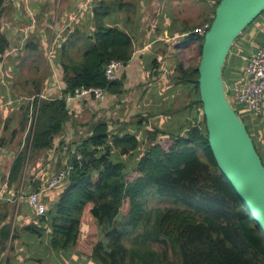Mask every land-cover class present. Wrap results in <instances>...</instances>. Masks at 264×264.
I'll use <instances>...</instances> for the list:
<instances>
[{
    "label": "trees",
    "instance_id": "trees-1",
    "mask_svg": "<svg viewBox=\"0 0 264 264\" xmlns=\"http://www.w3.org/2000/svg\"><path fill=\"white\" fill-rule=\"evenodd\" d=\"M209 1H213L211 10L208 4L210 15L197 26L183 30L188 32V37L198 39L177 69L176 83H190L197 94L190 102L193 110L190 109L191 116L183 125L187 127L184 133L170 131L166 137L158 138V130L146 129L140 136L141 119L135 122L132 132L119 133L113 132L108 122L98 119L90 134L75 146L81 159L70 157L72 168L63 189L46 205L42 215H34L24 201L29 193L21 195L20 204L10 205L0 200V255L8 244L5 258L8 264H18L11 257L22 232L37 239L47 237L52 249L58 252L75 249L91 260V264H264V234L219 171L207 141L204 116L199 120L197 115L202 108L196 82L198 63L195 66L191 63L195 57L199 60L203 36L192 32L200 24L211 22L219 0ZM13 2L0 0V13L6 3ZM111 4L100 0L98 6L82 12L81 27L75 25L68 34L66 28L53 54L54 61L61 65L65 87L60 96L38 97L39 84L36 86L31 125L23 148L10 165L8 188L20 181L32 151L53 148L54 139L70 119L67 94L79 86L102 87L115 94L122 92L123 78L107 80L104 65L111 59L127 64L134 46L131 34L117 26L115 19L106 21ZM89 12L91 23L84 27V14ZM263 12L238 35L225 60L222 76L228 97L240 78V74L231 79L228 76L227 63L232 58L234 44L259 21ZM33 28L38 32L36 25ZM1 29L2 26L0 64L9 47ZM82 38L86 48L79 59L70 58L68 45L81 42ZM25 45L36 48L32 42L26 41ZM236 112L243 117L251 135V116L240 114L238 109ZM251 137L264 165V152L256 138ZM62 144L60 141L59 150H64ZM69 147H66L68 155ZM38 189L34 186L32 192ZM150 197L170 200L171 205L150 207ZM124 206L126 212L122 214L120 209ZM20 208L33 214L32 221L12 226L7 217ZM85 213L94 220L86 231L83 230ZM3 261L0 259V264Z\"/></svg>",
    "mask_w": 264,
    "mask_h": 264
},
{
    "label": "crops",
    "instance_id": "crops-1",
    "mask_svg": "<svg viewBox=\"0 0 264 264\" xmlns=\"http://www.w3.org/2000/svg\"><path fill=\"white\" fill-rule=\"evenodd\" d=\"M28 0H14L13 4L6 3L3 12L7 9L11 11L12 18H15L13 23L17 24L22 20L21 9L43 10V2H32L31 4H22ZM98 3L100 0H94ZM91 0V6H95V2ZM194 1V0H193ZM201 4H205L204 0H199ZM183 0H148L150 8L154 11L170 10L171 8L181 5ZM208 4L212 1L207 0ZM119 3H123L119 1ZM143 3V2H142ZM195 4H199L197 0ZM24 5V6H23ZM77 7L79 4H75ZM81 5V4H80ZM90 5V4H89ZM170 5L167 9L166 6ZM61 4L59 3V7ZM76 7V9H78ZM177 9V8H175ZM204 9V8H203ZM61 19L63 23L57 29L56 37L61 43V38L66 30L70 32L77 25L82 26V22L77 15L74 14L75 6L73 1H68L61 8ZM90 9L83 10L89 11ZM64 15V16H63ZM159 18H153L149 24L156 27V32L147 36L141 43L133 41L132 58L127 64H123L117 71V80H122V92L107 91L105 97L100 101L92 99H84L78 102L66 101L70 119L65 123L62 133L54 139V145L49 150L32 151L31 157L25 163L21 179L17 183H13L7 187L8 171L16 154L23 148L32 118V102L35 95L29 98H13L8 91L7 86L0 82V200L12 205L23 202L21 195L28 194L37 186L40 200L49 205L54 201L63 187L52 189H44L47 181L54 172L60 170L59 166L63 167L64 160L69 157L66 151V145L69 144L75 148L77 143L84 137H87L92 129L93 124L98 119H103L109 123L113 132L122 133L124 131H133L135 122L141 119L143 122L141 130L138 133L143 135L146 129L159 131L158 138H164L167 132L175 131L183 134L187 127L183 125L191 116L190 106L191 100L195 99L197 94L190 83L181 82L178 80V65L184 63L186 57L190 54V48L198 42L195 37H188V32H183L186 27H194L197 24L187 25L184 21H176L178 29L168 30L172 26L173 20L168 14H162ZM164 17V18H163ZM82 20V18H81ZM176 20V19H175ZM28 30L24 31V39L29 33L36 37L42 38V30L34 32L32 21L27 20ZM165 21L164 24L160 22ZM91 23V19L84 18L83 25ZM116 20V24H117ZM5 26L3 23L0 25ZM183 28V29H182ZM5 30V29H4ZM193 33V32H192ZM191 34V31H190ZM6 35V34H4ZM11 39V37L6 35ZM21 41L23 39L20 36ZM7 39V40H8ZM16 39V38H12ZM11 39V40H12ZM264 40V12L262 17L253 24L246 32H244L234 44L232 50V58L227 63L229 78L240 74V78L233 87L239 85L244 80L243 65L247 59ZM80 44V45H79ZM85 41H76L73 47L77 46L80 52L86 48ZM71 46V48H70ZM69 56L74 58L72 53V43L68 45ZM79 56V58H80ZM78 58V59H79ZM196 57L191 63L195 66ZM185 66H188L185 64ZM46 82L40 83L39 92L36 96H60L61 90L65 87L63 81V71L61 66L53 65L49 71ZM28 87L33 86L32 79L28 80ZM37 86V84H36ZM28 89V88H26ZM12 90V89H11ZM229 99L235 107L239 108L240 114H249L251 116V135L256 138L259 148L264 152V98L262 101V110L258 114L241 112V104L236 101V96L229 91ZM28 106V113L26 111ZM199 113V112H198ZM197 113V115H198ZM257 115V116H256ZM63 141L64 150H59V142ZM71 142H74L71 144ZM72 149V148H71ZM71 151V150H70ZM63 157L62 163L59 159ZM25 201V200H24ZM34 213V212H33ZM32 213H25L22 208L14 215L8 216L7 221L13 225L26 224L32 221ZM39 216V214H35ZM21 231H19L20 234ZM9 245L6 250L0 255V259L4 264H8L5 259L8 254ZM13 262L18 264H91V260L85 259L75 249H70L63 252H58L52 249L47 237L35 238L28 233L22 232L20 240L14 249V256L11 257Z\"/></svg>",
    "mask_w": 264,
    "mask_h": 264
},
{
    "label": "water",
    "instance_id": "water-1",
    "mask_svg": "<svg viewBox=\"0 0 264 264\" xmlns=\"http://www.w3.org/2000/svg\"><path fill=\"white\" fill-rule=\"evenodd\" d=\"M263 11L264 0H219L203 36L196 82L217 167L264 234V165L222 76L235 39Z\"/></svg>",
    "mask_w": 264,
    "mask_h": 264
},
{
    "label": "rangeland",
    "instance_id": "rangeland-1",
    "mask_svg": "<svg viewBox=\"0 0 264 264\" xmlns=\"http://www.w3.org/2000/svg\"><path fill=\"white\" fill-rule=\"evenodd\" d=\"M32 0H28L27 3L22 1V4L29 5ZM43 10H32L25 9L24 7L21 9L22 20L19 23L14 24L13 21L15 18H12L11 11L7 9L0 13V25L3 23L5 26L1 29L3 34L9 35L12 38L16 39H8L9 47L4 54V59L0 64V82L7 86L10 95L13 98H29L34 95L36 90V84L42 82L45 79V82L48 78L49 71L53 65L61 66L59 62H55L53 59V54L56 47L60 46V42L57 39V29L61 27L63 23L60 21L61 19V8L64 4L71 0H33L32 2L38 3L43 2ZM73 5L75 6L74 14L77 15V18L81 20L83 10L90 9L92 5L91 0H72ZM94 1V0H93ZM107 2H112L111 7L109 8V14L106 16V21L115 19L117 20V26L122 27L125 31L131 34L132 38L136 43H141L147 36L156 32L155 26H150V22L153 18H159L162 14H168L173 20L171 21L172 26L168 30L178 29L176 26V21L181 22L184 21L187 25L201 23L203 18H206V15L209 16L210 12H208L209 6L208 3L201 4L199 0L197 2L198 5L194 3L193 0H183L181 5H177V9L171 8L170 10L163 11H154V9L150 8V4H148V0H104ZM119 1L123 3H119ZM95 2V1H94ZM143 2V3H142ZM59 3L61 6L59 7ZM99 3V2H98ZM98 3L95 2V6H98ZM213 3V1H212ZM211 3V4H212ZM75 4H79L78 7ZM81 4V5H80ZM90 4V5H89ZM210 4V10H211ZM24 6V5H23ZM76 7L78 9H76ZM167 9L170 8V5L166 6ZM204 8V9H203ZM106 11V9L104 8ZM205 15V16H204ZM64 16V15H63ZM85 19H90V12L88 14H84ZM32 18L34 24L38 27V32L40 29H43L42 38L36 37L29 33L28 38L24 39V31L28 30L27 28L29 19ZM164 18V17H163ZM176 19V20H175ZM160 23L164 24L165 21H161ZM5 29V30H4ZM53 33V34H52ZM23 37L21 41V37ZM133 40V41H134ZM26 41L32 42L36 44V48L28 47ZM71 48V46H70ZM72 53L74 59L79 58V51L77 50V46L73 47L72 45ZM187 53H191L190 51ZM198 63V58L195 61V65ZM32 79L33 86L28 87V80ZM44 82V80H43ZM28 88V89H26ZM12 89V90H11ZM242 107V105H241ZM238 109L239 108L235 107ZM236 109V110H237ZM199 120L202 117L201 109L198 111ZM241 118H243L240 115ZM74 142H71V144ZM66 146H70L67 144ZM70 150L73 147H69ZM63 160V159H62ZM61 167V166H60ZM59 167V168H60ZM148 204L150 207H165L171 205L170 200H165L157 197L148 198ZM125 207V206H124ZM121 207V213L125 214L126 207ZM86 219H84L83 230H87L88 227L93 225L94 220L90 218L87 213H85ZM85 230V231H86ZM88 262V258L85 257ZM51 264V262H49Z\"/></svg>",
    "mask_w": 264,
    "mask_h": 264
},
{
    "label": "built area",
    "instance_id": "built-area-1",
    "mask_svg": "<svg viewBox=\"0 0 264 264\" xmlns=\"http://www.w3.org/2000/svg\"><path fill=\"white\" fill-rule=\"evenodd\" d=\"M210 23L207 21L193 29V33L204 36L209 28ZM123 63L120 60L111 59L104 65V75L107 80H114L117 77V71ZM244 80L241 84L233 88L236 101L242 105L241 112L258 114L262 110V101L264 98V40L256 48V50L247 57L243 67ZM107 94V90L102 87L79 86L73 92L65 96V101L78 102L84 99H92L95 101L102 100ZM40 97H46L41 95ZM202 112V111H201ZM71 154V155H70ZM69 157L63 162V168L54 172L45 185L46 189L62 188L66 177L72 168V160L81 159L78 148L71 149ZM25 201L29 204L35 214L42 215L45 212L46 205L40 200L38 192H30Z\"/></svg>",
    "mask_w": 264,
    "mask_h": 264
},
{
    "label": "clouds",
    "instance_id": "clouds-1",
    "mask_svg": "<svg viewBox=\"0 0 264 264\" xmlns=\"http://www.w3.org/2000/svg\"><path fill=\"white\" fill-rule=\"evenodd\" d=\"M227 91H228V87H227ZM227 91H226V95H227ZM228 97V96H227ZM229 98V97H228ZM230 100V99H229ZM231 101V100H230ZM232 103V102H231ZM234 106V105H233ZM201 111H202V109H201Z\"/></svg>",
    "mask_w": 264,
    "mask_h": 264
}]
</instances>
